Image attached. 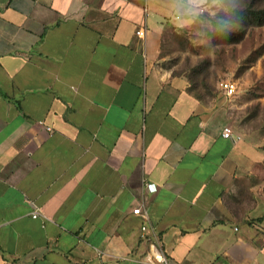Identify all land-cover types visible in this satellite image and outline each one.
<instances>
[{"label":"crops","instance_id":"1","mask_svg":"<svg viewBox=\"0 0 264 264\" xmlns=\"http://www.w3.org/2000/svg\"><path fill=\"white\" fill-rule=\"evenodd\" d=\"M191 1L0 0V264H264V150L158 60Z\"/></svg>","mask_w":264,"mask_h":264},{"label":"rangeland","instance_id":"2","mask_svg":"<svg viewBox=\"0 0 264 264\" xmlns=\"http://www.w3.org/2000/svg\"><path fill=\"white\" fill-rule=\"evenodd\" d=\"M158 57L200 102L222 104L228 126L264 150V0H192ZM222 80L234 85L231 97L219 91Z\"/></svg>","mask_w":264,"mask_h":264},{"label":"built area","instance_id":"3","mask_svg":"<svg viewBox=\"0 0 264 264\" xmlns=\"http://www.w3.org/2000/svg\"><path fill=\"white\" fill-rule=\"evenodd\" d=\"M136 34L138 36H143L144 35V31H137ZM218 89L221 92V94L224 97H231L233 95V93L235 92V88L234 85H232L231 82L227 81V80H222L218 83ZM49 130V128L47 129ZM221 136L225 139H239L238 136H234V134L232 133L230 127H224L221 133ZM145 188L149 191H154L155 187L153 184L151 183H145L144 184ZM28 201V200H27ZM28 203L31 206V212H30V217L32 219H37L38 217H41L38 208L31 202L28 201ZM132 214L134 215H141L142 212L140 211L139 208H136L132 211ZM141 232L143 233V237L146 236L145 233L147 232V230H150L149 226L147 224H144L141 226L140 228ZM148 241L152 242V246L157 247V253L153 258V261H149L148 264H171V261L169 260V258L166 256V254L164 253V251H162L160 249V241L158 240L157 235L151 231V233L146 236Z\"/></svg>","mask_w":264,"mask_h":264}]
</instances>
